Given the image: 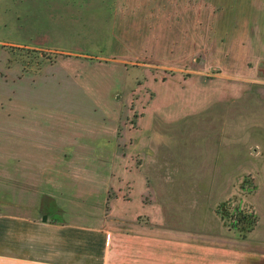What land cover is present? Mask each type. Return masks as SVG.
Masks as SVG:
<instances>
[{"label":"rangeland","instance_id":"rangeland-1","mask_svg":"<svg viewBox=\"0 0 264 264\" xmlns=\"http://www.w3.org/2000/svg\"><path fill=\"white\" fill-rule=\"evenodd\" d=\"M164 1V19L174 22L175 34L169 35L175 30L152 29L145 22L146 13L134 7L133 11L122 9L133 15L130 34L121 38L115 28V0H0V102L5 103L0 116L8 128L15 81L29 83L28 77H35V83L51 82L63 74L62 80L70 82L66 93L71 92V99L82 93L77 82L83 74H101L110 83L114 74L111 97L119 101V109L114 108L111 119L118 120L119 126L113 195L131 200L136 183L123 187L129 171L139 173L147 167L149 185L156 176L177 174L181 185L174 194L179 198L178 203L173 202L175 210L186 211L194 197L202 227L205 223L222 226L228 237L241 239L243 234L221 215L213 214L222 203L239 206L256 217L254 230L244 237V242H251L258 230H264V52L248 47L246 41L241 47L236 35L245 33L250 38L257 32L264 37L249 9L259 0ZM151 4L161 10L159 0ZM237 24L249 30L237 31ZM56 89L52 85L50 96L43 98L50 102L60 99ZM89 102L80 100L78 107L70 103L64 108L76 117L69 115V122L64 117L68 124L61 126V136L83 128L80 116L94 113L86 104ZM44 109L47 106L37 105L25 111L30 112L27 116L49 123ZM91 127L86 126L87 130ZM147 142L154 148L153 154L150 148L145 154ZM173 158H177L178 170L172 168ZM109 167L111 170V164ZM156 196L146 192L142 200L154 209Z\"/></svg>","mask_w":264,"mask_h":264},{"label":"crops","instance_id":"crops-1","mask_svg":"<svg viewBox=\"0 0 264 264\" xmlns=\"http://www.w3.org/2000/svg\"><path fill=\"white\" fill-rule=\"evenodd\" d=\"M152 2L158 0H115L118 37H126L131 31L133 14L122 9L133 11L134 7L139 13H146L145 22L152 29L175 30L169 35L176 33L174 22L164 19L165 1L159 0L161 10L158 11ZM249 9L254 15L251 20L257 25L256 29L264 34V0L252 3ZM239 24L237 31L249 30ZM255 33L250 38L245 33L236 35L237 42L240 41L242 47L246 41L248 47L259 51L262 48L264 52V37ZM60 75L51 82L36 80L37 93L35 77H28L29 83L22 81L18 86L13 82L15 97L9 101L13 110L8 128L0 116V264H264V230L253 235L254 231L251 242H244V237H228L220 225L217 228L205 223L202 227L203 220L199 213L197 216L194 197L186 211L174 209L173 202H179L174 194L181 185L177 174L156 176L154 184L149 185L147 167L139 173L129 171L124 176L123 187L136 183L130 193L131 200L114 196L117 181L112 173L119 126L118 120L111 119V112H116L114 108L119 109V101L111 97V85L116 84L114 74H111V83L101 74H94L95 77L83 74L77 82L81 83L78 85L81 88H77L82 93L74 94L71 99V92L66 93L70 82L62 80L63 74ZM52 85L57 87L60 99L50 102L43 96H50ZM62 88L66 89L62 91ZM22 93L27 94V98L18 97ZM64 94L66 98H62ZM80 100H89L86 104L94 113L80 116L83 122L77 123L83 128H76L63 137L61 126L68 124L64 117L68 122L69 115L76 117L64 108L71 104L78 107ZM37 105L47 106L48 110L43 112L49 123L40 122V117L34 119L26 115L30 112L25 110ZM2 106L5 103L0 102V108ZM97 112L98 117L94 116ZM20 113L21 116H17ZM60 120L64 123L58 122ZM89 124L92 129L87 130ZM52 127L54 132L49 134ZM60 128L61 131L56 130ZM142 137L147 138L146 132ZM147 148H150L148 142L145 154ZM203 151L206 153L208 149ZM149 152L153 154L154 148ZM94 156L102 159H93ZM176 160L172 159L173 169L179 167ZM146 192L159 195L153 202L154 209L142 200ZM215 208L213 214L218 217ZM141 217L149 221L143 223Z\"/></svg>","mask_w":264,"mask_h":264},{"label":"trees","instance_id":"trees-1","mask_svg":"<svg viewBox=\"0 0 264 264\" xmlns=\"http://www.w3.org/2000/svg\"><path fill=\"white\" fill-rule=\"evenodd\" d=\"M231 206L233 205L227 202L222 203L218 207V214L232 226V229L241 233V235L243 234L242 236L245 237L254 230L256 217L254 213H250L239 206L234 208Z\"/></svg>","mask_w":264,"mask_h":264},{"label":"water","instance_id":"water-1","mask_svg":"<svg viewBox=\"0 0 264 264\" xmlns=\"http://www.w3.org/2000/svg\"><path fill=\"white\" fill-rule=\"evenodd\" d=\"M44 220H47L46 218H44Z\"/></svg>","mask_w":264,"mask_h":264}]
</instances>
